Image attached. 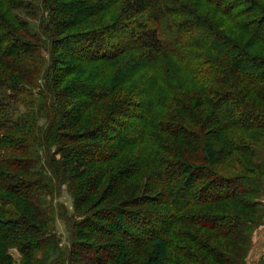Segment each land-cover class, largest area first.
I'll return each instance as SVG.
<instances>
[{"label":"trees","instance_id":"1","mask_svg":"<svg viewBox=\"0 0 264 264\" xmlns=\"http://www.w3.org/2000/svg\"><path fill=\"white\" fill-rule=\"evenodd\" d=\"M263 140L264 0H0V264H240Z\"/></svg>","mask_w":264,"mask_h":264},{"label":"rangeland","instance_id":"2","mask_svg":"<svg viewBox=\"0 0 264 264\" xmlns=\"http://www.w3.org/2000/svg\"><path fill=\"white\" fill-rule=\"evenodd\" d=\"M17 13L26 17V12L24 10H17ZM254 107H256V106H254ZM249 134H250V132L248 131V132H244L242 135L249 136ZM215 139L217 140V143L219 144V146H222V144L225 142V140L222 138H220V139L215 138ZM238 139H240V138H238ZM263 144H264V140H263ZM235 153L236 152L220 158L219 161L223 165V167L225 168V171H227V169H229V171H231L233 169L243 170L246 168L244 163H242V165L245 168H243L242 165L240 166L237 163H234V161L237 160V155ZM239 153L240 152H237V154H239ZM243 156L246 160L249 161L248 162L249 167L257 166V161H259V162L261 161V163L264 167V145L259 150L258 158L257 157L251 158V157L246 156V155H243ZM229 162L233 163L235 165V168L232 167L231 165H229ZM238 162H240V161H238ZM240 164H241V162H240ZM259 172H261V175H264V171L262 172L259 170ZM260 187H261L262 195L258 196L259 202L254 203L253 204L254 206H252L251 209L237 208V210L239 212H241L243 215H246L249 218L257 221L255 226H253L246 233L241 234L237 237H234L235 240H237V243L238 244L240 243V245H242V249H241V247H239L238 250H237V248H234V247L229 249L230 251H234L235 254L242 259V263H240V264H264V182L260 185ZM253 200H251V201H253ZM60 201L63 202L64 204H66V206L69 208V211H72L73 202H72L71 197L69 196V194L66 191L61 195ZM209 208L215 209V211L221 210V209H227V211L228 210L231 211L230 208L229 209L227 208V205H221V206L216 205L214 207L210 206ZM56 229L58 230L59 233H61L63 235L62 244L65 247L66 245H68V226L65 223V221L59 216H57V219H56ZM10 253L14 257L15 261L18 264H20L22 259H23V256H22L21 252L19 251V249L16 247H12L10 249ZM53 257L54 256H51V258H53ZM76 262L81 263V264H85L81 260L80 261L77 260ZM49 263L50 262H48V264Z\"/></svg>","mask_w":264,"mask_h":264}]
</instances>
